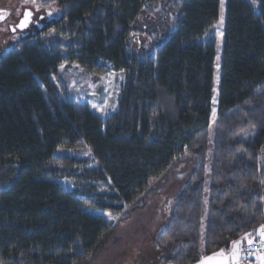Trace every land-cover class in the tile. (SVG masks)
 I'll list each match as a JSON object with an SVG mask.
<instances>
[{"label": "trees", "instance_id": "16d2710c", "mask_svg": "<svg viewBox=\"0 0 264 264\" xmlns=\"http://www.w3.org/2000/svg\"><path fill=\"white\" fill-rule=\"evenodd\" d=\"M222 1L49 0L57 18L0 55V264H90L112 229L95 212L126 218L185 158L195 169L154 240L160 261L196 264L246 233L259 237L264 0L256 10L250 0ZM222 7L218 53L217 38H204ZM64 56L87 74L107 64L124 73L116 112L99 117L58 92ZM81 148L82 158L63 153Z\"/></svg>", "mask_w": 264, "mask_h": 264}, {"label": "rangeland", "instance_id": "374dc122", "mask_svg": "<svg viewBox=\"0 0 264 264\" xmlns=\"http://www.w3.org/2000/svg\"><path fill=\"white\" fill-rule=\"evenodd\" d=\"M0 7L13 8L12 0H0ZM14 1V0H13ZM19 0H16V3ZM256 10L257 3L253 4ZM24 2V1H23ZM23 2H21L23 4ZM46 2V0H45ZM43 3V5L48 4ZM224 4V0L222 1ZM20 8V5H19ZM51 13V15H49ZM37 15L45 17L44 24L50 23L57 18L58 10L55 5L43 6V10ZM8 35V30L6 31ZM210 36H215L218 40L217 52L222 50L223 40V7L219 22L205 36L204 40ZM10 46H14L19 41V36H8ZM16 41V42H15ZM143 38H133L134 50L141 51V47L145 44ZM6 47L2 48L5 49ZM7 49V48H6ZM6 51V50H2ZM4 52H0V55ZM59 65L57 76L53 78V83L58 92H65L74 101L86 102L91 112L99 117H107L116 112L120 99V88L124 83V73L115 71L112 65L107 64V72L101 75L87 74L85 70L77 64L67 63L66 57ZM219 57L215 59L218 64ZM218 69V67H216ZM218 72L215 73V96L212 99L211 125L216 120L217 106V85ZM215 110V114H214ZM208 164L210 163L212 132L209 140ZM63 153L76 158L86 156L85 149L63 150ZM195 169V162L192 159L185 158L183 161L175 165L164 175L158 179L151 181V190L148 195L143 198L142 206L131 211L124 219H118L104 211H97L95 215L103 216L107 222L112 223V229L107 242L102 251L93 259L90 264H164L158 258V253L153 246L155 238L165 227L175 197L182 191V188L188 181L189 177ZM58 183L65 189L74 190L73 180L69 178L59 179ZM85 210L92 213L90 207ZM207 215V203L203 205V228ZM260 236V231L257 232ZM246 242V241H245Z\"/></svg>", "mask_w": 264, "mask_h": 264}, {"label": "flooded vegetation", "instance_id": "af4514ba", "mask_svg": "<svg viewBox=\"0 0 264 264\" xmlns=\"http://www.w3.org/2000/svg\"><path fill=\"white\" fill-rule=\"evenodd\" d=\"M15 1L16 0H12L11 4L14 9L11 7H0V52H5L2 50H8L12 47L9 44V35L13 36L14 38L15 36H19L20 39H24L29 37L31 34L43 31L48 25L51 24V22L44 24L45 17L43 15H37L39 11L43 10V2L45 0H19L16 3L17 5H15ZM21 2H23V4ZM37 7H39V10H37ZM27 12H30L31 15L28 18L26 26L21 28L19 25L25 19V13ZM7 30L8 35L6 34ZM4 47L7 49H2Z\"/></svg>", "mask_w": 264, "mask_h": 264}, {"label": "built area", "instance_id": "2783aa9c", "mask_svg": "<svg viewBox=\"0 0 264 264\" xmlns=\"http://www.w3.org/2000/svg\"><path fill=\"white\" fill-rule=\"evenodd\" d=\"M261 257H264V248L260 245V236L254 239L251 246L247 244V241L242 247V258L236 264H264Z\"/></svg>", "mask_w": 264, "mask_h": 264}, {"label": "snow or ice", "instance_id": "6c2138e0", "mask_svg": "<svg viewBox=\"0 0 264 264\" xmlns=\"http://www.w3.org/2000/svg\"><path fill=\"white\" fill-rule=\"evenodd\" d=\"M256 2H257V0H253V4H256ZM37 10H39V7H37ZM30 15H31L30 12L25 13V19L19 25L21 28L26 26V24L28 22V18L30 17ZM49 15H51V13H49ZM13 30H15V29H13ZM214 114H215V110H214ZM259 231H260V245H261V248H264V227H262ZM244 240L247 241V244L249 246H251L254 242V238H253L251 233H246L245 236L242 237L240 241H232V245H233V249H234V252H233V259L234 260L236 259V251L235 250L239 248L242 241H244ZM214 255H223V250H221L220 253L214 254ZM210 259H212V258H205V259L201 260L199 262V264H205V260H210ZM260 259L262 260V262H264V257H261Z\"/></svg>", "mask_w": 264, "mask_h": 264}, {"label": "crops", "instance_id": "0c3cea01", "mask_svg": "<svg viewBox=\"0 0 264 264\" xmlns=\"http://www.w3.org/2000/svg\"><path fill=\"white\" fill-rule=\"evenodd\" d=\"M240 240H238V241H240ZM245 241L246 240L242 241L239 248L235 250L236 251V259L235 260L233 259V252H234L233 245H231L230 247H228L226 249H222L223 255H211L208 257H203L201 260H203L205 258H212L210 260H205V264H236L242 258V247H243V244L245 243ZM199 262H197L196 264H199Z\"/></svg>", "mask_w": 264, "mask_h": 264}, {"label": "water", "instance_id": "95a60500", "mask_svg": "<svg viewBox=\"0 0 264 264\" xmlns=\"http://www.w3.org/2000/svg\"><path fill=\"white\" fill-rule=\"evenodd\" d=\"M20 28V27H19Z\"/></svg>", "mask_w": 264, "mask_h": 264}]
</instances>
